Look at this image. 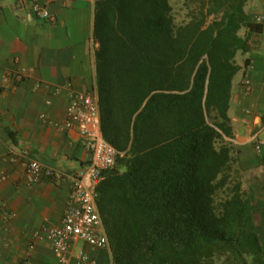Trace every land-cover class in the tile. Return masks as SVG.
Listing matches in <instances>:
<instances>
[{
	"label": "trees",
	"instance_id": "16d2710c",
	"mask_svg": "<svg viewBox=\"0 0 264 264\" xmlns=\"http://www.w3.org/2000/svg\"><path fill=\"white\" fill-rule=\"evenodd\" d=\"M246 3L198 0L177 23L170 0H95L102 130L120 152L97 186L113 264H264L225 140L237 54L263 31Z\"/></svg>",
	"mask_w": 264,
	"mask_h": 264
},
{
	"label": "crops",
	"instance_id": "0c3cea01",
	"mask_svg": "<svg viewBox=\"0 0 264 264\" xmlns=\"http://www.w3.org/2000/svg\"><path fill=\"white\" fill-rule=\"evenodd\" d=\"M35 2L47 7L55 20L37 16ZM245 10L252 21L263 24V31L251 35L248 52L237 54L242 68L233 79L228 110L232 135L225 140L253 202L264 247V0H247ZM94 18L95 0H0V178L6 176L0 180V264H61L48 241L37 240L32 249L29 245L35 231L61 224L71 182H29L26 159L13 161L11 151L26 149L30 158L67 173H77L90 162L78 130L64 124L69 85L77 91L97 90ZM246 59L253 68L245 65ZM23 68L30 72L18 80L16 73ZM246 79L252 84L249 93ZM80 248L96 264H113L109 249L79 244L75 255ZM70 264L81 263L74 256Z\"/></svg>",
	"mask_w": 264,
	"mask_h": 264
},
{
	"label": "built area",
	"instance_id": "2783aa9c",
	"mask_svg": "<svg viewBox=\"0 0 264 264\" xmlns=\"http://www.w3.org/2000/svg\"><path fill=\"white\" fill-rule=\"evenodd\" d=\"M33 12L40 18L50 21L55 16L44 5L35 2L32 5ZM253 68V65H248ZM30 70L23 68L16 73L18 80H23ZM245 92L252 90L250 79L244 82ZM70 86V100L66 109L65 127L76 128L82 141L91 153L90 162L77 173H67L61 169L49 166L37 159L30 158L28 150L11 151V158L19 162V157H24L27 168V179L31 183H37L43 179L63 180L71 182L70 195L65 207L60 225H46L33 234V241L29 248L35 246V241L46 240L50 243L55 256L61 264H70L75 256L81 264H96L82 248L77 255L74 249L79 244L92 247L110 249V242L106 228L98 206L97 186L103 179V173L117 165V157L120 152L115 146L106 140L102 130L101 111L97 90L77 91ZM43 118H46L43 115ZM49 123L57 125V122L49 120ZM256 149L261 150L257 144ZM2 175L0 180H5Z\"/></svg>",
	"mask_w": 264,
	"mask_h": 264
},
{
	"label": "rangeland",
	"instance_id": "374dc122",
	"mask_svg": "<svg viewBox=\"0 0 264 264\" xmlns=\"http://www.w3.org/2000/svg\"><path fill=\"white\" fill-rule=\"evenodd\" d=\"M197 1L198 0H170V3L173 7V14L175 16L177 23H182L189 19L188 13L192 8H195L197 6ZM243 31H242V34H243ZM234 167L235 169H237L236 165ZM224 195H225V192L220 191L218 195V199H220Z\"/></svg>",
	"mask_w": 264,
	"mask_h": 264
}]
</instances>
